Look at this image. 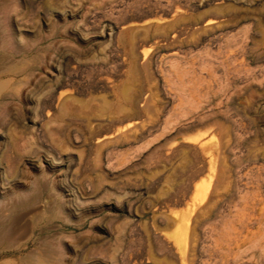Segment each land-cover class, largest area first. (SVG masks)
<instances>
[{
  "label": "rangeland",
  "instance_id": "obj_1",
  "mask_svg": "<svg viewBox=\"0 0 264 264\" xmlns=\"http://www.w3.org/2000/svg\"><path fill=\"white\" fill-rule=\"evenodd\" d=\"M0 264H264V0H0Z\"/></svg>",
  "mask_w": 264,
  "mask_h": 264
},
{
  "label": "bare ground",
  "instance_id": "obj_2",
  "mask_svg": "<svg viewBox=\"0 0 264 264\" xmlns=\"http://www.w3.org/2000/svg\"><path fill=\"white\" fill-rule=\"evenodd\" d=\"M208 23V22H207ZM208 25V24H207ZM209 25H211V24H209ZM230 57V55L228 56V58ZM168 60V59H167ZM165 62V61H164Z\"/></svg>",
  "mask_w": 264,
  "mask_h": 264
}]
</instances>
